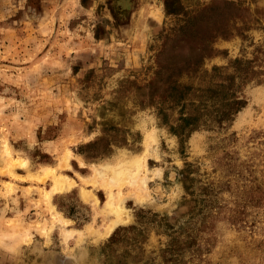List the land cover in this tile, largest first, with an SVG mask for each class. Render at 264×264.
Listing matches in <instances>:
<instances>
[{"label": "rangeland", "instance_id": "obj_1", "mask_svg": "<svg viewBox=\"0 0 264 264\" xmlns=\"http://www.w3.org/2000/svg\"><path fill=\"white\" fill-rule=\"evenodd\" d=\"M221 82L245 105L176 135ZM132 225L120 251L264 264V0H0V264H105Z\"/></svg>", "mask_w": 264, "mask_h": 264}, {"label": "trees", "instance_id": "obj_2", "mask_svg": "<svg viewBox=\"0 0 264 264\" xmlns=\"http://www.w3.org/2000/svg\"><path fill=\"white\" fill-rule=\"evenodd\" d=\"M227 87V83L221 82L216 87L210 88L211 95L206 94L209 96L208 99H196V96H199L196 92L193 95L194 99L186 98L182 95L178 96L177 100L182 104L183 109L177 119L178 122L171 127L173 132L182 138L184 135H190L200 127L209 124V121L212 120L211 117L213 118V122L218 124L230 120L235 112L245 105L246 101L237 95L228 96L225 90ZM190 90H193V87H190ZM189 105L192 106L194 112L184 111ZM211 107H213V112H210ZM130 231L140 233L142 230L135 225L120 227L102 245L100 254L104 257L103 262L105 264H111L109 262L113 264H184L187 262L183 258L184 249L191 246V244L179 243L177 240H172L171 244L163 249V263L154 257L147 258L133 253L129 249L120 251L116 244L123 240V238L125 239Z\"/></svg>", "mask_w": 264, "mask_h": 264}, {"label": "bare ground", "instance_id": "obj_3", "mask_svg": "<svg viewBox=\"0 0 264 264\" xmlns=\"http://www.w3.org/2000/svg\"><path fill=\"white\" fill-rule=\"evenodd\" d=\"M49 170H52V169H49ZM90 182H95L94 180L90 179ZM73 185V182L69 181V179L64 176V175H54V184L52 186V189L51 191H62L64 189H67L69 187H71ZM83 196L85 198H90V194H88L86 191H83ZM118 204V201L117 203H114V201L112 199L108 200L106 202V205L104 207V212L106 214H108L109 211H112V210H119V212H121L120 214V218L122 220H126L127 216L125 214H122V208H120V206L117 205ZM111 225V224H110ZM113 227V224L107 229V233L110 232V230L112 229Z\"/></svg>", "mask_w": 264, "mask_h": 264}]
</instances>
